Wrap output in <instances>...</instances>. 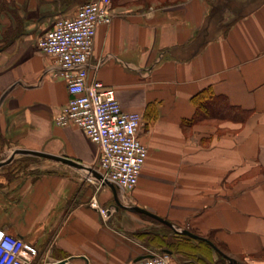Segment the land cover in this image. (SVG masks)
Returning <instances> with one entry per match:
<instances>
[{
  "label": "crops",
  "instance_id": "crops-1",
  "mask_svg": "<svg viewBox=\"0 0 264 264\" xmlns=\"http://www.w3.org/2000/svg\"><path fill=\"white\" fill-rule=\"evenodd\" d=\"M0 1V155L31 149L95 167L99 146L78 124L55 121L68 83L57 56L38 46L89 0ZM112 2L113 21L97 27L89 81L115 88L126 111L143 115L148 147L137 185L118 189L119 199L207 237L237 264H264V0ZM209 86L251 110L248 119L185 124L192 97ZM46 160L17 154L0 166V230L38 248L30 264H133L156 252L136 233L159 224L123 207L104 217L90 201L114 205L111 187L87 169ZM206 252L173 257L215 264L218 251Z\"/></svg>",
  "mask_w": 264,
  "mask_h": 264
},
{
  "label": "built area",
  "instance_id": "built-area-1",
  "mask_svg": "<svg viewBox=\"0 0 264 264\" xmlns=\"http://www.w3.org/2000/svg\"><path fill=\"white\" fill-rule=\"evenodd\" d=\"M116 12L112 0H89L72 17H60L55 26L38 41L39 48L57 56L62 76L67 80L70 98L56 116L58 125L76 123L100 148L99 170L121 191L132 190L148 156L140 138L143 115L126 111L116 89L102 81H89L88 66L99 24H110ZM103 184L101 181H99ZM90 206L106 218L116 206L103 207L96 196ZM38 248L20 236L0 230V264H30ZM133 264H178L173 254L152 253Z\"/></svg>",
  "mask_w": 264,
  "mask_h": 264
},
{
  "label": "trees",
  "instance_id": "trees-1",
  "mask_svg": "<svg viewBox=\"0 0 264 264\" xmlns=\"http://www.w3.org/2000/svg\"><path fill=\"white\" fill-rule=\"evenodd\" d=\"M1 10H3V4L0 6ZM192 101L196 111L191 119L184 120L185 124H194L200 121L220 123L226 120L244 123L251 114V110L232 104L226 95L216 93L211 86L197 92L192 97ZM141 215L160 225L158 229L138 231L136 233L141 238L149 237L148 240L156 248V252L152 253L168 251L174 254L178 251L190 257L198 258V253L202 252L204 248L207 249V252L204 253L205 255L215 250L206 240L195 239L187 234L179 233L171 226L149 215ZM217 254L218 260L215 264H229L225 256L218 252ZM202 259L206 264H209L205 258Z\"/></svg>",
  "mask_w": 264,
  "mask_h": 264
},
{
  "label": "water",
  "instance_id": "water-1",
  "mask_svg": "<svg viewBox=\"0 0 264 264\" xmlns=\"http://www.w3.org/2000/svg\"><path fill=\"white\" fill-rule=\"evenodd\" d=\"M17 154H27V155H35V156L45 157V158H49V159H52L55 161L66 163V164L71 165V166L76 167V168L87 169L94 177H96L104 185H108L109 187H111V189L113 190L114 195H115V201H116L115 206L117 209H119L120 207H123V208L129 209V210L134 211V212L149 215L150 217H153V218L161 221L162 223L171 226L173 229H175L179 233L187 234V235H189L193 238H196V239L206 240L214 247V249H216V251H218L220 254L225 256L229 260L230 264H237L236 259L232 258L228 254H226L224 251H222L212 240L208 239L207 237L198 235L189 229H180L174 223L169 221L168 219L161 217V216L157 215L156 213L149 211L145 208H142V207L136 206V205L128 206V205H125L124 203H122V201L118 197V187L113 182H111L110 180L105 178L99 169H97L95 167L87 166V165H85V164H83V163H81L75 159H72L70 157H66L63 155H57V154H52V153H48V152L36 151V150H31V149H22V148L15 149L8 159L0 162V166L11 162L13 160L14 156ZM148 256H152V254L140 256L137 258V260L141 259L143 257H148ZM53 264H68V262H67V260H61V261H57Z\"/></svg>",
  "mask_w": 264,
  "mask_h": 264
},
{
  "label": "rangeland",
  "instance_id": "rangeland-1",
  "mask_svg": "<svg viewBox=\"0 0 264 264\" xmlns=\"http://www.w3.org/2000/svg\"><path fill=\"white\" fill-rule=\"evenodd\" d=\"M8 154H9V153H6V154H3V155H0V158H1L0 161L7 159V158H8ZM20 157H22V156H20ZM46 163H47V164H50V163H54V162H53L52 160H46ZM23 165L25 166L26 163H23ZM95 168L99 169V163H98V165L95 166ZM92 177H93L96 181H99L96 177H94V176H92Z\"/></svg>",
  "mask_w": 264,
  "mask_h": 264
}]
</instances>
